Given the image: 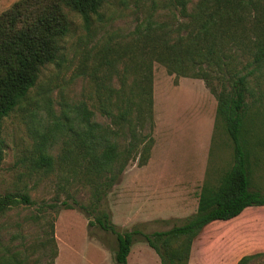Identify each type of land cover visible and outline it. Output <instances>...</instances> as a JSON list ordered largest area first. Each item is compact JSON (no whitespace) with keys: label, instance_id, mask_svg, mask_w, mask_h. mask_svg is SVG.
I'll use <instances>...</instances> for the list:
<instances>
[{"label":"trees","instance_id":"trees-1","mask_svg":"<svg viewBox=\"0 0 264 264\" xmlns=\"http://www.w3.org/2000/svg\"><path fill=\"white\" fill-rule=\"evenodd\" d=\"M150 1L154 7H167L170 18L145 17L130 33V48L121 44L120 36L114 41L110 35L93 65L95 108L109 122L98 120L83 101L64 103L59 114L50 106L44 113L34 105L27 113L35 133L31 154L18 162L28 161L33 171L43 175L65 171L60 175L65 182L78 180L87 187L88 203H75L88 228L97 225L115 234V264H127L136 234L143 236L161 264H187L192 241L206 224L233 218L247 206L264 205V195L249 188L253 151L246 121L250 78L264 70V0ZM106 2L17 0L0 13V164L4 118L16 108H26L47 64H59L62 41L72 24L65 9L80 17L86 36L91 37L96 24L102 26L106 20ZM118 47L123 50L118 52ZM236 59L247 60L239 65ZM154 62L175 77L205 82L217 102L215 123L222 122L232 141L233 162L218 183L205 179L196 212L180 224L152 233L137 228L120 231L104 199L129 162L137 160L142 166L150 157L154 137L143 130L147 123L153 128ZM211 79L226 80L228 89L216 92ZM19 201L30 203L25 193L0 194V213ZM255 259H264V252L243 255L237 264ZM17 262L15 255L0 257V264Z\"/></svg>","mask_w":264,"mask_h":264},{"label":"rangeland","instance_id":"rangeland-1","mask_svg":"<svg viewBox=\"0 0 264 264\" xmlns=\"http://www.w3.org/2000/svg\"><path fill=\"white\" fill-rule=\"evenodd\" d=\"M17 0H0V13ZM107 0L104 11L106 20L96 24L91 37L81 25L80 17L66 8L71 20V30L62 41V56L59 64H47L41 71L38 82L30 91L26 108H16L2 123L4 157L0 164V194L6 192L25 193L30 203L18 202L0 213V257L15 255L17 264H115V234L104 231L97 225L87 227V218L79 210L78 203H88L89 191L78 180L65 182L58 169L50 174L32 170L29 162L19 163L21 156H29L33 145V124L28 109L39 106L46 113L50 106L59 114L66 102L83 101L102 122L109 119L100 116L95 101L93 65L100 55L102 44L110 35L122 45L131 47L130 33L136 25L149 15L156 20H168L171 12L163 4L154 7L150 0ZM195 1V0H193ZM138 48V47H137ZM121 52L122 47H118ZM247 59H236L239 65ZM209 84L220 92L228 89L226 80L211 79ZM247 95V127L252 146V169L249 173V188L264 195V70L255 72L250 78ZM216 99L202 79L168 74L166 68L153 63V128L145 126L144 133L154 136L158 130L159 146L167 138L163 161L170 156L182 155L190 162L200 153L201 136L207 128L214 127L209 149L207 178L218 183L233 162V144L221 121H216ZM38 126V125H37ZM170 134H172L170 136ZM154 146V144H153ZM151 148V152L153 150ZM156 148L150 167L158 166ZM58 154L59 144L54 149ZM150 152V153H151ZM169 157V159L167 158ZM137 167L132 160L126 169ZM122 177L107 193L104 203L111 210L112 221L122 231L126 220L123 201ZM125 180L124 185H128ZM66 201L75 208H67ZM114 210V220L112 207ZM184 220V219H183ZM181 221L161 222L155 225L134 224L141 232L152 229L167 230ZM121 223V224H120ZM52 232L54 241L52 240ZM136 234L127 260L130 264H160L156 252ZM54 249L57 256H53ZM255 259L249 264L263 263Z\"/></svg>","mask_w":264,"mask_h":264},{"label":"crops","instance_id":"crops-1","mask_svg":"<svg viewBox=\"0 0 264 264\" xmlns=\"http://www.w3.org/2000/svg\"><path fill=\"white\" fill-rule=\"evenodd\" d=\"M213 130L212 125V129L207 128L202 133L200 153L194 155L190 162L182 155H173L170 161H163L169 144H165L166 138L159 146L155 127L154 146L147 163L125 169L121 175L122 197L127 209L126 220L120 223L121 227L131 230L134 224L149 226L181 221L196 212L198 195L208 176ZM158 146V166L150 167ZM125 180L128 185H124ZM114 210L113 206V220ZM153 231L158 229L144 233ZM257 252H264V205L247 206L233 218L206 224L192 241L187 264H237L243 255ZM127 264H130L128 260Z\"/></svg>","mask_w":264,"mask_h":264}]
</instances>
